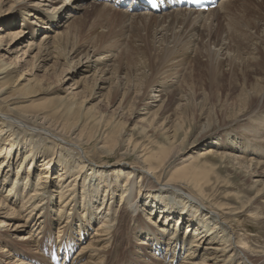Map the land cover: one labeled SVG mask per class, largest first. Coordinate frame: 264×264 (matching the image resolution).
Here are the masks:
<instances>
[{
	"label": "bare ground",
	"instance_id": "obj_1",
	"mask_svg": "<svg viewBox=\"0 0 264 264\" xmlns=\"http://www.w3.org/2000/svg\"><path fill=\"white\" fill-rule=\"evenodd\" d=\"M12 1L14 2L15 0H0V4H8ZM31 1L33 0H29V2ZM46 1L47 0H45V2ZM71 1H57L61 3V5L54 9V5L50 6L51 10L53 9L52 13L48 11L44 12L40 8V4L31 5L32 3H28L26 0H20L19 3H17L18 5H11L10 9H12L14 13V17L11 18L15 20L18 17H23V20L22 27H19L20 25L17 26V29H21L20 31L18 30V32L12 30L16 28V23L7 22L8 24H6V27L9 28L10 26L11 30L6 35L0 36V41L6 39L10 42L6 50L7 54H18L19 51L17 49L16 52V44L23 39H32L35 37L36 27L38 28L44 25L49 30L53 29V27L57 28L65 22L67 18L74 17L80 10L83 11L84 9L88 13L89 11L92 12L98 9L97 4L104 0H95L92 6H87L86 8H82L76 1L68 5ZM108 1H110V5L108 2L104 5L105 8H107L108 5L107 13L113 10V8L109 7L112 6L122 9V13L119 12L126 18H131V20H138V22H141L143 20L155 19V24L150 28L153 30L152 33H155L159 37L157 42L159 46L157 45L158 47L155 48L157 51L160 50L161 52L153 56L156 62L159 61L163 65L165 64V55L168 52L175 53L176 51L174 52L173 50L177 48V45H180L181 42V35L174 36L173 38L175 39H173L169 32L175 34L179 28V24H182L180 28H185L191 23V31L197 29L203 32L202 30H204V27H208L205 29V40L209 43H213L212 35L214 32L212 33V30L214 29L210 27L215 26L217 21L216 18L219 14L228 16L231 14L233 15L230 7L235 0L221 1L216 8L209 9L207 12L197 11L192 8H182L175 5L177 0H157L161 11L160 15H158L159 12L153 10L152 5H147L149 0ZM57 2L53 3L57 4ZM165 7L167 12H164ZM244 9L245 6H242V10L240 11H245ZM34 12L36 13L33 14ZM106 12L104 11V13ZM237 13H239V11ZM34 25L36 27H34ZM232 25L234 26V24ZM75 27L74 25V28ZM72 28V26L71 28L67 27L68 31L66 33H59L56 36H53L52 33L48 31L44 34V37L37 47L35 43H31L32 45L29 47L30 51L34 46L38 48V57L35 60L33 59L32 69L42 70L44 68L46 72H50L52 69L54 70L55 66L48 70L46 64H48L49 61L62 60L70 67V71L67 73H70L73 69L75 70L72 72L73 74L79 71L90 73L96 66L104 65L109 62L110 58L106 56L100 57L96 52L93 53L94 55L91 59L92 52L90 53V51H88L84 56L88 61L82 64L78 61L79 63L74 65V61L72 60L79 58L80 53L73 59L72 55H75L77 50H72L70 47L68 48L71 43L69 35ZM249 28H247V32L251 34L252 32ZM227 31H229V29ZM242 31L243 27L240 33L238 32L239 35L238 33L236 35L233 33L237 37V39L235 38V42H237L238 49L240 36L247 35V32L245 33ZM178 33L181 32L178 31ZM133 34H135V32ZM27 35H29V37H26ZM189 36H191V34H189ZM193 36V38H196V32H194ZM223 36L225 37V35ZM252 38L255 41V43H252L254 46L260 47V44H263L262 42L260 43V37L255 35L254 37L252 36ZM171 39H173L172 42H174V45ZM224 41L218 42V53L228 50ZM242 41L240 45L247 44L244 39ZM50 44L52 45L50 46ZM72 44L71 46H73ZM195 48L193 47L192 49L195 50ZM237 48L236 50L238 51ZM180 49H182V47ZM184 49H182V55H185ZM0 50H2V47H0ZM232 53L235 52L232 51ZM26 54L27 51L24 53V57ZM230 55L228 54V56ZM221 58L220 60H222ZM6 59V55L0 56V112L7 115L5 117L0 115V216L7 219L3 220L0 225V250L10 256L12 254L17 255L21 253L17 247H24L25 249L35 248L38 254L43 250H46L48 253L47 241H54L55 229L57 227L59 231L57 230L58 237L55 244L59 243V245L57 247L55 245V247L49 249L50 257L47 256L48 258H46L45 255L41 256L48 264H59L60 262L64 264H147L146 260H149V257L146 254L154 258L153 260H155V263L151 264H264V250L253 248L249 240L247 241L244 239L245 237L238 231V228L242 227L240 217H242L245 212H250L252 210V201L256 200V198H258L256 201H264V155L259 156L256 154L257 151L251 150L246 146L239 149V147L235 148L230 143L226 142V140L219 143L217 141L218 139H215L211 142L212 147L197 153V157L183 160L189 136L186 132L182 133L183 127L181 123H175L172 135L166 137L169 145L165 146L155 142V145L157 144L155 149H151L132 139L124 140L125 138H122V136H126L129 130H126L125 123L122 121L123 119L112 122L110 120L103 121L102 119L101 121L104 122L105 127L112 128L114 137L107 134L106 136L95 138L97 134L86 135L85 129L81 128V126L86 120H90V122H94L97 125H99V122L94 119L95 116L91 115L90 112H84L81 106L72 101L64 102V107L60 109L71 115L74 114V119L71 123L59 124L55 119H52L48 113L26 114L23 109L17 107V103H14V98H16L20 92H25L23 95L34 94V88L38 87L39 82H36L35 75L33 79L27 80L26 77H24L26 71L21 73L17 79L21 70H24L23 66L13 65L6 61ZM231 59L233 58L231 57ZM23 61L24 60H22L21 63ZM227 61L229 62L230 59ZM71 62L72 65H70ZM232 63H234V61H232ZM29 67L31 66L29 65ZM103 68L102 70H107V68ZM60 69L61 67L59 70ZM104 71H101L102 75ZM105 72L107 73L108 71ZM65 73L62 76H64ZM109 73L110 72H108V74ZM53 74H56V72ZM2 80L4 81L1 82ZM23 80H27L28 85L26 87L23 85V91H17L14 85ZM99 80L100 81H95H97L96 83L101 82V84H96L94 86L97 90H104L103 87L108 82V79ZM33 82H35L34 86L31 85ZM77 84L78 82L76 85ZM122 85L121 83V87ZM9 86L13 88L8 89ZM10 89H13V91L6 96L7 91ZM117 91H119V89ZM162 92L163 91H159L161 96L157 97L154 95L155 97L152 99L156 101L153 100L152 104L144 103V107L152 106L153 103L159 101L161 102L160 98H163ZM263 98L261 94L260 105L256 102L258 106L256 108L257 111L253 108V115L250 117L251 119H257V123L255 122L252 127L245 128V134L263 139V141L257 144V146H260V149H264V104L262 105L261 103ZM250 104L249 105L252 106L251 101ZM4 108H6L5 111L8 114H6ZM13 115L19 118L20 121L29 123L34 126L33 128L42 130L44 133H26V128L22 127L24 124L11 118ZM50 129L58 133L59 136L57 134L54 135ZM208 131L209 129H204L201 132L203 137L201 139H207L209 137V135L206 134ZM45 132L59 137L61 141H72L71 143L77 146L84 145V141H87L88 144H93L94 140L98 141L101 139L102 146L99 148L102 155L108 157L107 159L115 156L117 154L116 149L119 148L122 150L124 149V155L129 156L131 154L140 161L132 165L121 164L119 162L118 165H121L119 167L120 169L110 172L111 170L105 167L108 164L105 165L103 163L98 165L99 163L94 164L91 158L79 157V155L75 154L73 148L66 149L61 146L62 143L60 144V142L56 141L52 142L48 139L49 137ZM141 134L149 138L147 129L144 127L141 129ZM238 152H241L243 159L240 160L239 157L238 159L235 158L233 160L234 162L237 161L235 165L243 164L249 175L251 174V177L260 178L255 181V184L260 188H258L254 199L247 198L241 200L238 197L237 204L240 205V208H233L227 204L219 203L216 196L212 193L208 194L205 191L206 185L200 179L208 173L204 171L214 172L216 168L212 165H201L200 162L202 159L216 157L217 155L220 160L224 161L226 159L225 161H227L226 155L229 156L228 153H230V157L233 158L231 154H237ZM205 163L207 162L205 161ZM38 167H41V170L38 169ZM56 168L60 169L58 170ZM108 172L112 173V178L106 179L105 176ZM52 174L57 175L52 177ZM157 174H160L159 178ZM151 177L159 180V184L160 181H162L163 184L160 186L153 185ZM122 179H125L126 182L124 187L122 183H120ZM55 180L57 183L54 182ZM119 183L121 185H119ZM118 186H121L125 193L120 201V204H123L124 208L120 207V211H115L114 201L116 197L113 198L112 195L117 192ZM169 187L171 188L170 191H162ZM100 188L106 190L105 193L100 190ZM180 191H183L184 195L178 194ZM3 193L5 194L3 195ZM176 199L180 203V209L174 205ZM137 200L140 204L143 203L141 210L137 208V204L134 205ZM54 212L55 214H53ZM14 218H18L19 220L22 219L24 224L17 223L14 225L16 229L11 231L9 228ZM100 218L102 221L98 223ZM30 223H33V226L29 233L23 238L21 237L18 239L19 242L14 241L12 238L17 234L11 232H19L20 229H24L27 226L29 227ZM132 223L138 224L139 229H137V233L133 231L134 238L133 236L132 238L137 241L134 243L131 240L132 238L130 239L129 236H125L126 230L130 231L132 229ZM42 227L44 229H42ZM184 227L186 230L183 229ZM68 230L69 232H67ZM183 230L185 232H183ZM90 232H93L94 236L91 237L90 241L88 239L89 242H86L87 244L85 245L84 242L86 237L90 235ZM10 242H14L13 244H15V247ZM138 246L141 248L143 247L141 249L142 253L136 250ZM122 248L126 250H122ZM75 250L77 254H75L74 257L72 256V252ZM184 254V260L180 261ZM32 259H37V262H41L38 257H32ZM18 261H21V264H26L28 262L25 259Z\"/></svg>",
	"mask_w": 264,
	"mask_h": 264
},
{
	"label": "rangeland",
	"instance_id": "obj_2",
	"mask_svg": "<svg viewBox=\"0 0 264 264\" xmlns=\"http://www.w3.org/2000/svg\"><path fill=\"white\" fill-rule=\"evenodd\" d=\"M15 1H12L11 3L9 2L8 4H0V36L6 35L11 30L10 26L9 28L6 27V24L11 22L16 23V28H13V31L18 32V30H21L20 28L17 29V26L20 25L19 27H22L23 17H18L15 20L11 18L14 17V13L12 12V9H10V6H13V4L18 5L17 3H19L20 0ZM57 1L59 0H47L46 2L45 0H33L31 2L26 0V2L32 3L31 5H35L37 3L40 4L42 11H48L50 13H52L55 7L57 8L61 5V3ZM74 1L82 6V8H86L87 6H92L95 0ZM74 1H71L68 5H71ZM53 2H57V4ZM107 2L108 4L110 3L108 0L100 1L99 3L97 2L98 9L92 12L89 11L87 13L84 9L83 11H78L74 17L67 18L65 22H63L59 27H53L51 30L46 28L44 25L39 26L38 28L34 25V27L37 29L35 37L32 39H23L18 44H16V52L18 49V54L8 55L6 50L8 45H10L9 40L4 39L0 41V47H2V50H0V56L2 57L6 55V61L13 65L23 66L24 70H21L17 76V79L21 73L26 71L24 77H26L27 80L33 79V76L35 75L36 82H39L38 87L34 88V94L23 95L25 92H20V96L17 95L16 98H14L15 102H13L17 103V107L23 109L26 114L48 113V115L52 119H55L59 124H66L73 121L74 114L71 115L60 109L64 107V102L72 101L81 106L84 112H90L91 115L95 116L94 119L99 122V125H97L94 122H90V120H86L81 126V128L85 129L86 135L97 134L95 138H100L101 136L103 137L104 135L106 136L109 134L114 137V131H112V128L105 127L103 121L110 120L112 122L123 119L122 121L125 123L126 130H129V132L126 136H122V138H125L124 140L132 139L138 143L140 142L151 149H155L157 145H155V142L168 146L169 142L166 137H170L172 135L173 126L175 123H181L183 127L182 133L186 132L189 136L186 143V150L184 151L185 154L183 160L189 159L191 157H197V153L212 147L211 142L215 139H218L217 141L219 143L226 140V142L230 143L235 148L239 147V149H241L243 146H246L251 150L257 151L256 154L259 156L264 155V149H260V146H257V144L263 141V139H259L253 135L251 136L250 134H245V128L252 127L255 122L257 123V119H251L250 117L253 115V108L256 109L258 107L257 103L260 105L261 94L264 97V0H235L232 2L233 5H230V10L232 11L233 15L231 14L228 16L219 14L216 18L217 21L215 26L210 27L211 29H214L212 30V33L214 32L212 35L213 43H209L207 40H205V29L208 27H204V30H202L203 32L198 31L197 29L191 31V23L185 28H180L182 24H179L177 32L175 34H173V32H169V34L172 35V38L174 36L181 35L180 45H177L178 49L175 48L173 50L174 52L176 51L175 53L168 52L165 55V64L163 65L161 62L157 61L160 64L159 65L153 56L156 54L158 55L161 52L160 50L157 51L155 48L159 46V44H157L159 37L155 33H152L153 30L150 28L155 24V19L147 21L145 20L146 23L144 20L141 21L142 23L138 22V20H131V18H126L121 14L122 9L112 6L109 7L113 8V10H110V13H107L106 11L108 10V5L107 8L104 7ZM53 5L54 7L51 10L50 6ZM242 6H245L244 10L246 12L240 11L242 10ZM104 11L106 13H104ZM238 11L239 13H237ZM164 12H167V9H165ZM35 13L36 12L33 14ZM160 14L161 12L158 13V15ZM232 24H234V26ZM74 25L76 26L75 28ZM71 26L73 27L69 35L71 43L68 48L70 47L72 50H77V53L72 55L73 59L78 55V53H80L79 58L72 60L74 61V65H77L79 62L82 64L88 61V59L84 58L88 51H90V53L92 52L91 59L94 55L93 53L95 52L96 54H99L100 57L106 56L110 58L109 62L106 63L107 65H98L90 73L79 71L76 74H73L72 72L75 71L74 69L73 71L71 70L70 73H67L70 71V67L67 66L65 62L62 60H53L46 64L48 70L55 66L54 70L52 69L53 71L51 70L50 72H46L44 68L42 70L32 69V64L38 57V48L36 47L44 37V34L49 31L53 36H56L59 33H66L68 31L67 27L71 28ZM242 27V32L246 33L247 28H249V30L254 34L247 32L246 36L241 35L238 41V49L237 42H235L237 37L235 35L238 32L240 33ZM228 29L229 31H227ZM178 31L181 33H178ZM134 32L135 34H133ZM194 32H196V38H193ZM233 33H235V35ZM189 34H191V36H189ZM223 35H225L226 38ZM255 35L260 37V43H263L260 44V47L256 45L254 46L252 44L253 42L255 43L254 39L252 38V36L254 37ZM26 37H29V35ZM173 39H171V42ZM243 39L247 42V44L240 45L243 42ZM219 41H224L226 43V47L228 48L227 51L218 53ZM31 43H35L36 47L34 46L30 51L29 47L32 45ZM172 43L174 45V42ZM71 44L73 46H71ZM51 45L52 44H50V46ZM181 47L182 49L185 48V52H187L188 49V52L190 53L187 52V54L184 52L186 56L182 55L183 50L180 49ZM193 47H196L195 50L192 49ZM26 51L27 54L24 57V53ZM232 51L235 53H232ZM227 53L229 55L231 53L232 54L228 56ZM231 57L233 59H231ZM220 58L222 60H220ZM228 58L231 62L227 61L229 60ZM22 60L24 61L21 63ZM232 61H234V63H232ZM29 65L31 67H29ZM70 65H72V62ZM60 67L61 69L59 70ZM103 67H105V69L107 68L105 71L110 72V75L108 72L106 73L104 70H102L104 69ZM101 71H104L106 74L103 72L102 75ZM55 72L56 74H53ZM64 73L65 75L62 76ZM98 78L108 79V82L103 87L104 90H97L94 86L96 84H101V82L96 83L97 81H100ZM27 80L19 81V83L17 82L14 85V88H16L17 91H23V88L28 85ZM3 81L4 80L1 82ZM77 82L78 84L76 85ZM121 83L123 84L122 87ZM31 85L34 86L35 82L31 83ZM9 88L13 87L9 86L8 89ZM118 89L119 91H117ZM12 91L13 89L8 90L6 96H8L7 94ZM159 91H163V98H160L161 102L159 101L153 103L152 106L144 107L146 103L152 104L153 100L156 101L155 99H152L153 97L161 96ZM250 101L252 102V106H250ZM261 103L262 105L264 104V98L262 99ZM5 109L6 108H4V111ZM6 114L8 113L6 112ZM0 115L3 117L7 116L1 112ZM11 118L16 119L18 122L24 124L22 127L26 128L27 132L25 130L24 131L28 134L33 132L44 133L42 130L33 128V125L20 121L15 115L11 116ZM102 119L103 121H101ZM143 127L147 129L149 138H146L145 135L141 134V129ZM204 129H209V131L206 133L209 135L207 139H201L203 138L201 132ZM51 130L52 129H50V131ZM51 132L54 135L57 134L59 136V134L55 133V131L52 130ZM45 134L48 135V139H50L52 142H60V144L62 143L61 146L65 147L66 149L73 148V151L75 154L79 155V157L82 156L83 158H91L92 162H94V164L99 163L98 165L103 163L105 165L108 164L105 167L108 170H111L110 172L120 169L119 167L121 165H118L119 162L121 164L132 165L140 161L131 154L129 156L124 155V149L122 150L119 148L116 149L117 154L115 156L107 159L108 157H106V155H102L99 148L102 146L101 139L98 141L94 140L93 144H88L87 141H84V145L77 146L72 144V141H69L70 143L68 141H61L59 137H55L53 134L46 132ZM228 154L229 156L226 155L228 162L225 161L226 159L224 161L220 160L218 155L216 157L202 159L200 162L201 165H212L215 166L216 169L214 172L204 171L208 173L202 176L200 180L206 185L205 191L208 194L212 193L214 196H216L219 203L227 204L233 208H240V205L237 204V198L239 197L241 200L247 198L254 199L258 188H260L255 184V181L259 180L260 178L251 177V174L249 175L243 164H241L243 167L239 164H237L238 166L235 165V162H237L233 161L235 158L238 159L239 157L240 160L243 159L241 152H238L237 154L232 153L231 155H233V158L230 157V153ZM205 161L207 163H205ZM38 169L41 170V167H38ZM56 169L59 170L60 168ZM110 172L106 174V179L112 178V173ZM56 175L57 174H52L51 176L54 177ZM159 175L160 174H157L158 178ZM151 179L153 185L160 186L163 184L162 181H160L159 184V180L156 178L151 177ZM54 182L57 183L56 180ZM120 183H122V186L124 187L126 185L125 179H122ZM120 183L119 185H121ZM170 189L171 188L169 187L162 191L166 192L167 190L170 191ZM100 190L104 191V193L106 191L103 188H100ZM4 194L5 193H3V195ZM124 194L125 193L120 186L117 189V192L112 195L113 198L116 197L114 201L115 211H120V207L124 208V205L120 204L121 198ZM178 194L184 195V192L180 191ZM257 199L258 198H256V200ZM256 200H253L254 202L252 201L251 203L253 205L252 210L250 212H245L244 215L240 217L242 227L238 228V231L241 235H243V237H245L244 239L247 241L249 240V243L253 248L264 250V201ZM136 204L137 208L141 210L143 203L140 204V202L137 200L134 205ZM174 205H176V207L179 209L181 208L177 199L175 200ZM53 214H55V212ZM3 220L7 219L0 216V225L2 224ZM99 221H102L101 218L98 220V223ZM17 223H21L23 225L24 221L22 219L19 220L18 218H14L9 229L14 231V229H16L14 225ZM131 225L132 229L134 230H126L125 232V236H129L130 239L133 236V231L135 233L138 232V224L132 223ZM32 226L33 223H30L29 227L27 226L24 229H20L19 232H11L13 234H17L14 235L12 239L16 242H19L18 239L27 235ZM43 227L42 229H44ZM183 229L186 230L185 227ZM57 230L58 229L56 227L54 241H47L48 253L46 250H43L40 252V254H38L35 248L25 249L24 247H17L21 253L17 255L12 254L10 256L0 250V264H21V261L18 260L23 259L27 260L29 262H27L28 264H48L44 259H42L41 256L45 255L46 258H48L47 256L50 257L49 249H52L55 247V245L56 247L59 245V243L55 244L59 231ZM67 232H69V230ZM183 232L185 231L183 230ZM92 236H94L93 232H90V235L86 237L84 242L85 245L91 240ZM133 238L131 239L132 242H137L135 239L133 240ZM10 243L15 247V244H13L14 242ZM142 248L138 246L136 247V250L142 253ZM122 250L126 249L122 248ZM75 254H77L76 250L72 252V256L75 257ZM185 254L183 255L182 259H180V261L184 260L183 258L185 257ZM146 255L149 257V260H146L147 264L155 263V260H153L154 258L150 257L148 254ZM32 257L40 258L41 262H37V259H32ZM156 258L158 259L157 256ZM48 260L51 261L50 259ZM59 264L64 263L60 262Z\"/></svg>",
	"mask_w": 264,
	"mask_h": 264
}]
</instances>
